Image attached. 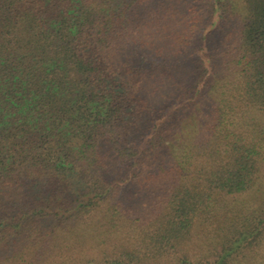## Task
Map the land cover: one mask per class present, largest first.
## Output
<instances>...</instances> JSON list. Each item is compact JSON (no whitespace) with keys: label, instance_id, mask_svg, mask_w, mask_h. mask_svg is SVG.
<instances>
[{"label":"trees","instance_id":"1","mask_svg":"<svg viewBox=\"0 0 264 264\" xmlns=\"http://www.w3.org/2000/svg\"><path fill=\"white\" fill-rule=\"evenodd\" d=\"M0 264H264V0H0Z\"/></svg>","mask_w":264,"mask_h":264}]
</instances>
